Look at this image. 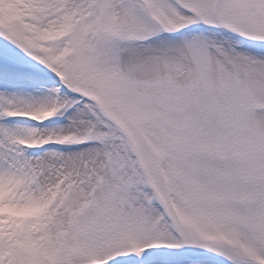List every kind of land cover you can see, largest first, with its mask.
Here are the masks:
<instances>
[{
    "label": "snow or ice",
    "instance_id": "snow-or-ice-1",
    "mask_svg": "<svg viewBox=\"0 0 264 264\" xmlns=\"http://www.w3.org/2000/svg\"><path fill=\"white\" fill-rule=\"evenodd\" d=\"M0 264H264V0H0Z\"/></svg>",
    "mask_w": 264,
    "mask_h": 264
}]
</instances>
